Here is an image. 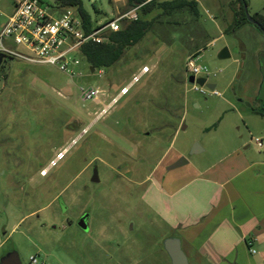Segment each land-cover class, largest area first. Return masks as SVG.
I'll return each mask as SVG.
<instances>
[{"label":"rangeland","instance_id":"374dc122","mask_svg":"<svg viewBox=\"0 0 264 264\" xmlns=\"http://www.w3.org/2000/svg\"><path fill=\"white\" fill-rule=\"evenodd\" d=\"M82 2L95 25L131 10L127 0ZM241 4L200 0L198 18L157 10L145 38L116 64L92 71L78 55L73 77L4 59L0 260L16 251L22 264L34 254L49 264H171L163 242L179 233L165 217L167 197L202 172L229 176L264 155L255 142H264V117L252 111L264 104V33L250 23L230 29ZM246 6L251 17L264 15V0ZM13 9L14 0H0V26ZM52 9L59 16L65 8ZM224 49L230 54L221 59ZM190 62L209 68L220 96L193 90ZM81 88L103 94L86 102ZM181 158L186 165L169 169ZM235 185L249 200L257 192L245 180Z\"/></svg>","mask_w":264,"mask_h":264},{"label":"crops","instance_id":"0c3cea01","mask_svg":"<svg viewBox=\"0 0 264 264\" xmlns=\"http://www.w3.org/2000/svg\"><path fill=\"white\" fill-rule=\"evenodd\" d=\"M261 157L264 155L245 159L229 176L202 172L167 197L165 217L179 233L172 237L181 238L189 261L264 264V158ZM242 180L255 186L257 192L250 200L236 188L235 183Z\"/></svg>","mask_w":264,"mask_h":264},{"label":"built area","instance_id":"2783aa9c","mask_svg":"<svg viewBox=\"0 0 264 264\" xmlns=\"http://www.w3.org/2000/svg\"><path fill=\"white\" fill-rule=\"evenodd\" d=\"M154 0H146L144 4ZM140 7L133 8L119 14L114 19L98 23L93 30L86 34L83 30V21L75 8H65L59 16L55 11L41 0H14L13 12L7 16L5 24L0 26V57L10 56L23 59L29 63L40 65H52L60 71L73 77L74 66L80 64L79 49L86 43L101 44L106 41V36L111 32H118L128 22L139 20ZM14 47H20L19 52ZM149 72L144 67L141 75L135 76L128 87L122 89V95L129 92L130 88L137 84L142 75ZM190 76L196 80L210 76L208 67L195 62L189 63ZM102 74V71H100ZM193 90L200 94L220 96L216 90H210L206 86H200L197 82L192 85ZM83 101H95L102 91L98 88H81ZM258 147H263L264 142L256 139ZM66 150L59 152L50 165L41 170L40 175L46 176L48 170L65 158ZM255 253L254 250H252ZM28 264H49L39 254L31 255Z\"/></svg>","mask_w":264,"mask_h":264},{"label":"trees","instance_id":"16d2710c","mask_svg":"<svg viewBox=\"0 0 264 264\" xmlns=\"http://www.w3.org/2000/svg\"><path fill=\"white\" fill-rule=\"evenodd\" d=\"M145 1L146 0H127V4L131 9L140 7L139 20L124 24L118 32L109 33L106 36V41L101 44L86 43L81 46L78 55L85 57L91 68H94V71L112 67L124 57L126 50L140 43L152 28L153 21L156 18L152 19L151 16L155 11L160 10L163 13L172 14L181 12L182 10H189L196 18H198L200 14L198 3L200 0H154L144 4ZM240 1L242 3L240 9H234V20L230 28L231 30L242 28L248 23L253 24L248 20V16H246L245 13L246 0ZM41 2L49 6V3L45 2V0H41ZM56 3L58 8L72 7L77 10L83 21L84 33L88 34L93 30L95 26L94 20H92L90 14L84 8V2H82V0H56ZM51 7L57 8L54 5ZM252 19L259 24L260 27L258 28L264 33V15L257 13L252 16ZM3 57L4 59H13V57ZM252 111L264 117V104L262 107L254 108Z\"/></svg>","mask_w":264,"mask_h":264},{"label":"water","instance_id":"95a60500","mask_svg":"<svg viewBox=\"0 0 264 264\" xmlns=\"http://www.w3.org/2000/svg\"><path fill=\"white\" fill-rule=\"evenodd\" d=\"M245 13H246V16H248L247 18L251 23H253L257 27H260L259 24L256 21H254L252 17L248 14L246 5H245ZM221 53H222L220 55L221 59L229 57V54H230L228 53L227 49H224ZM3 60H4V57H0V66ZM91 69L92 71H94L93 67ZM196 82L200 86H206L210 90H214L216 88V86L214 84L209 83L206 78H199L196 80L193 76L189 77L188 79L189 85H194ZM197 152L198 150L194 149L193 153H197ZM186 163H187V160L185 158H181L176 163H174L171 167H169V169L179 168L183 165H186ZM93 181L95 182L98 181L96 170L94 171ZM163 247L167 255L170 256L169 258L171 260V264H190L189 259L186 253H184V250L182 248L181 238L168 237L164 240ZM0 261H1L0 264H22L19 254L16 251H11L7 253L5 256L1 258Z\"/></svg>","mask_w":264,"mask_h":264}]
</instances>
